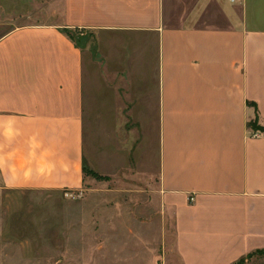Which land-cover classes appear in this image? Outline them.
Instances as JSON below:
<instances>
[{
    "label": "crops",
    "instance_id": "crops-1",
    "mask_svg": "<svg viewBox=\"0 0 264 264\" xmlns=\"http://www.w3.org/2000/svg\"><path fill=\"white\" fill-rule=\"evenodd\" d=\"M46 2L58 23L0 39L3 186L79 191L88 182L94 39L97 55L122 54L113 66L130 75L128 119L158 122V192L181 263L236 264L264 251V134L250 127L264 128V0Z\"/></svg>",
    "mask_w": 264,
    "mask_h": 264
},
{
    "label": "rangeland",
    "instance_id": "rangeland-1",
    "mask_svg": "<svg viewBox=\"0 0 264 264\" xmlns=\"http://www.w3.org/2000/svg\"><path fill=\"white\" fill-rule=\"evenodd\" d=\"M55 11L46 0H0V39L58 23ZM90 42L85 158L101 179L86 175L79 191H33L7 189L0 178V264H182L174 216L158 192V122L128 119L130 75L113 66L122 54L97 55ZM244 264H264V256Z\"/></svg>",
    "mask_w": 264,
    "mask_h": 264
},
{
    "label": "trees",
    "instance_id": "trees-1",
    "mask_svg": "<svg viewBox=\"0 0 264 264\" xmlns=\"http://www.w3.org/2000/svg\"><path fill=\"white\" fill-rule=\"evenodd\" d=\"M67 32V34L73 39V40H75L77 43H82V40H83V38L81 39V40H78L76 37H73L71 34H72V32H70L69 30H67L66 31ZM84 43V42H83ZM250 127H252L255 131H257V132H260V133H263L264 134V128L263 127H261L260 125H259V123H258V121H256V122H252L251 124H250ZM84 174L85 175H92V176H94V177H97V178H100V177H98L95 173H94V171H92V170H90V168L88 167V166H85L84 167ZM101 179V178H100ZM104 179H106V178H104ZM264 254V251H260V252H257V253H255V254H250L248 257H246V258H244V259H242V260H240L238 263H236V264H244V262L245 261H249L251 258H253L255 255H263Z\"/></svg>",
    "mask_w": 264,
    "mask_h": 264
},
{
    "label": "built area",
    "instance_id": "built-area-1",
    "mask_svg": "<svg viewBox=\"0 0 264 264\" xmlns=\"http://www.w3.org/2000/svg\"><path fill=\"white\" fill-rule=\"evenodd\" d=\"M230 2L233 4H242L244 0H230Z\"/></svg>",
    "mask_w": 264,
    "mask_h": 264
}]
</instances>
